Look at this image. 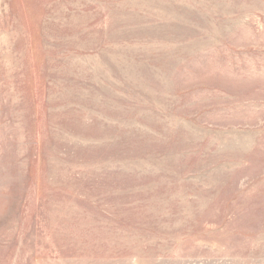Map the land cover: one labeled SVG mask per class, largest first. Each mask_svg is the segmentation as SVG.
<instances>
[{
    "label": "rangeland",
    "instance_id": "1",
    "mask_svg": "<svg viewBox=\"0 0 264 264\" xmlns=\"http://www.w3.org/2000/svg\"><path fill=\"white\" fill-rule=\"evenodd\" d=\"M0 264H264V0H0Z\"/></svg>",
    "mask_w": 264,
    "mask_h": 264
}]
</instances>
